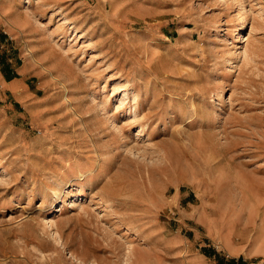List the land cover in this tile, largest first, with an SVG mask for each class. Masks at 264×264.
Returning a JSON list of instances; mask_svg holds the SVG:
<instances>
[{
    "label": "rangeland",
    "instance_id": "374dc122",
    "mask_svg": "<svg viewBox=\"0 0 264 264\" xmlns=\"http://www.w3.org/2000/svg\"><path fill=\"white\" fill-rule=\"evenodd\" d=\"M110 2L16 0L0 28V264H130L169 247L158 217L205 205L237 233L264 194V0Z\"/></svg>",
    "mask_w": 264,
    "mask_h": 264
},
{
    "label": "crops",
    "instance_id": "0c3cea01",
    "mask_svg": "<svg viewBox=\"0 0 264 264\" xmlns=\"http://www.w3.org/2000/svg\"><path fill=\"white\" fill-rule=\"evenodd\" d=\"M18 13L16 0H0V28L9 22L12 27L19 29L20 27L17 26L19 23H16L15 17ZM11 16H13L12 19H10ZM30 26L31 24H28L26 28ZM11 85H17L18 90H14ZM24 87L26 86L23 80L15 79L6 83L5 89L19 94ZM246 196L248 197L246 205L239 211L241 223L239 226L236 225L239 229L237 233L234 232L235 225L232 222H224L219 217L206 219V213L209 211L205 205L190 206L183 212L179 210L178 219L173 221H161L159 217L153 220V226L150 229L158 227L159 231L156 234L165 238L169 247L162 245L153 248L145 247L143 261L146 264H217L215 257L207 255L205 251L212 252L213 247L205 243L209 240L212 242L220 240L223 250L233 257L242 255L255 260L263 258L264 233L261 229L264 225V194L252 192ZM253 223L256 225V233L251 235L246 229ZM199 241H203V244H200L201 249L197 248ZM205 245H208V248L202 249ZM257 248L263 250H257ZM169 256L171 257L168 258ZM261 264H264V260Z\"/></svg>",
    "mask_w": 264,
    "mask_h": 264
},
{
    "label": "bare ground",
    "instance_id": "6f19581e",
    "mask_svg": "<svg viewBox=\"0 0 264 264\" xmlns=\"http://www.w3.org/2000/svg\"><path fill=\"white\" fill-rule=\"evenodd\" d=\"M111 5L113 6V8H114V11H115V8L116 7H118V4H119V0H111ZM21 15H23V12H20V13H18V18L17 19H21L20 17H21ZM31 17V16H30ZM22 21V20H21ZM24 21H26V20H24ZM68 22V20L65 18L64 19V23H67ZM73 25V24H72ZM73 28H74V26H72ZM59 47H61V45H58ZM32 52V51H31ZM247 52V50H245L244 51V54ZM53 54V55H58L59 53H61L59 50L57 51V49L53 46L52 47V50H50L49 52H48V55L50 56V54ZM242 52H239V54H241ZM248 53V52H247ZM236 56V55H235ZM238 57V56H237ZM57 61V66H59L60 64H59V62H58V59H56ZM237 60V59H236ZM60 62H61V60H59ZM62 63V62H61ZM66 70V72H68L69 70H68V67L67 66H65L64 67ZM18 90V89H17ZM65 94V93H64ZM67 95V94H66ZM22 96V95H21ZM65 99L66 100H69L68 99V96H66L65 97ZM70 101V100H69ZM191 102H192V105H191V110L189 111L190 112V115H189V123H192L194 120H196V119H198V117H200V116H205L206 114H207V112L209 113V111L208 110H202V111H200V109L197 107V105H196V99H195V95H193L192 96V99H191ZM137 104H138V102H136ZM32 105V104H31ZM30 105V106H31ZM33 107H34V105L33 106H31L30 107V109L32 110V111H34V112H38V111H36V110H33ZM69 107H71V106H69ZM71 108H73V107H71ZM70 111V110H69ZM180 112L181 113H183V116L185 117L186 116V112H185V109H184V107H180ZM70 113V112H69ZM77 113V112H76ZM188 113V112H187ZM77 114H79V113H77ZM135 117H137V113H136V111H135ZM80 118V117H79ZM40 120V119H39ZM41 121V120H40ZM37 124V123H36ZM142 132V130L141 131H139V133H141ZM199 136H202L204 133L203 132H201V131H199L198 133H197ZM191 141H192V139H190V143H191ZM200 143H203V141H201V139H200ZM193 146H194V144H193ZM68 163V162H67ZM214 164H217L216 162H214ZM0 166H1V163H0ZM68 167H69V165H68ZM53 192L55 193V195L57 196V197H60V192H57V191H54L53 190ZM54 225H56V223L55 222H51L50 224H49V227L50 228H53V226ZM263 233H264V230H263ZM51 235H53V239H54V241H55V243H59L60 242V240L62 239V234L60 233V232H53ZM258 250L260 249V248H257ZM141 255L139 256V255H137V249L135 248V247H130L129 248V250H128V260L130 261L129 263L130 264H135L134 263V261L136 262V261H138L139 262V264H146L143 260H144V257L142 256V253H140ZM144 255V254H143Z\"/></svg>",
    "mask_w": 264,
    "mask_h": 264
},
{
    "label": "trees",
    "instance_id": "16d2710c",
    "mask_svg": "<svg viewBox=\"0 0 264 264\" xmlns=\"http://www.w3.org/2000/svg\"><path fill=\"white\" fill-rule=\"evenodd\" d=\"M218 264H237L235 260L229 259L227 260L224 257H221L220 255H217ZM239 264H249L248 262L244 261L243 259L239 260Z\"/></svg>",
    "mask_w": 264,
    "mask_h": 264
}]
</instances>
